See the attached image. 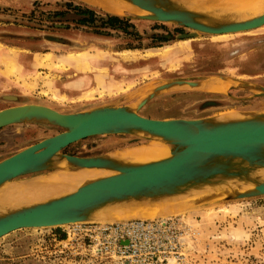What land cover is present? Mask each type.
Masks as SVG:
<instances>
[{
	"label": "rangeland",
	"instance_id": "374dc122",
	"mask_svg": "<svg viewBox=\"0 0 264 264\" xmlns=\"http://www.w3.org/2000/svg\"><path fill=\"white\" fill-rule=\"evenodd\" d=\"M70 2L92 7L100 15L109 13L83 0H0V47L6 44L37 52L42 57L43 70L35 76L43 87L39 93L23 94L16 88L1 92L0 85V109L35 102L53 104L55 109L65 113L110 103L127 104L137 109L141 98L165 82L228 77L236 81H230L226 92L175 86L152 98L138 109V113L151 118L194 119L241 118L264 112V96L256 89L264 86V26L246 32L222 35L198 32L184 37L192 30L174 22L136 19V14L127 12L124 17L130 16L133 33L112 30L110 35H98L88 27L77 25L72 16L63 18L62 22L56 18L57 22L50 26L47 16L65 9ZM262 7L246 16L259 13ZM168 33L170 40L158 39V35ZM56 57L61 61L56 65L59 69L74 67L82 74L91 75L94 85L86 94L87 98L95 99V93L100 99L107 98L80 103L53 92V75L48 70ZM250 86L253 89L248 88ZM61 131L63 128L59 126L39 121L0 128V160ZM150 140L144 134L96 135L69 145L63 152L97 156L141 145L154 146L155 153L164 148ZM48 172L53 170L43 174ZM36 176L35 173L20 176L0 192L8 185L31 182ZM8 202L0 208L14 204L11 200ZM138 204L124 203L106 212L121 216L155 208ZM174 215L191 219L202 231L198 246L201 256L197 264H264V196L216 198L168 216ZM60 231V226L23 228L5 235L0 238V264H78L73 257L57 251L58 240L62 237Z\"/></svg>",
	"mask_w": 264,
	"mask_h": 264
},
{
	"label": "water",
	"instance_id": "95a60500",
	"mask_svg": "<svg viewBox=\"0 0 264 264\" xmlns=\"http://www.w3.org/2000/svg\"><path fill=\"white\" fill-rule=\"evenodd\" d=\"M130 1L150 12L146 15L136 14L134 18L174 22L191 29L192 32L184 37L194 36L198 32L215 35L246 32L264 26V13L251 18L211 21L206 12L191 9L174 0ZM213 78L199 81L176 79L157 85L138 101L137 109L114 103L69 113L40 103L0 109V128L33 121L63 128V131L0 160V189L23 175L35 173L37 178L53 174L62 163L68 164L72 171L84 167L118 171L84 182L75 190L43 201L16 206L18 201L13 197L10 199L14 203L11 207L0 208V238L23 228L142 218L86 221L89 216L108 214L106 211L113 206L147 200L162 202L169 196H178L175 199L179 200L191 196L194 190L202 187L214 190L213 195L206 196L192 207L221 197L245 199L264 196V179L254 174L264 169V112L241 118L194 119L151 118L138 113L139 108L164 90L185 85L201 89L204 82ZM216 79L236 81L228 77ZM248 88L253 89L252 86ZM256 89L259 95L264 96V86ZM118 133L144 134L151 139L161 137L172 146L171 155L155 161L135 163L121 160L115 153L77 156L63 152L69 145L87 137ZM238 183L254 187L241 190L235 187ZM8 201H0V205Z\"/></svg>",
	"mask_w": 264,
	"mask_h": 264
},
{
	"label": "bare ground",
	"instance_id": "6f19581e",
	"mask_svg": "<svg viewBox=\"0 0 264 264\" xmlns=\"http://www.w3.org/2000/svg\"><path fill=\"white\" fill-rule=\"evenodd\" d=\"M87 3L99 6L109 13L116 15H126L125 13L132 14H141L146 15L150 14L149 11L142 9L136 4L132 3L130 0H83ZM178 4L187 6L194 10H201L206 12L210 16V20H234V19H243L251 18L264 13V0H174ZM262 7V10L259 13L253 15H247L251 12L257 11ZM228 34V33H226ZM222 35V34H219ZM227 83H222V82ZM219 82V83H217ZM229 83V84H228ZM201 89L208 91H220L221 93L226 92L230 86L228 80H220L213 78L209 82H204L201 85ZM210 89V90H209ZM142 102V101H141ZM229 117V116H228ZM157 145H164L157 153H155V147L150 145L133 147L121 149L115 152V156L121 160L135 162V163H144L149 161L159 160L171 155L172 146L163 141L161 137L156 136L155 139H151ZM166 145L168 149L166 150ZM155 153V154H154ZM60 168L56 170L53 174L38 176L31 182L26 184H16L6 186L2 193L0 194V201H8L10 199H16L18 205L21 206L22 203H32L37 201L47 200L53 196L60 195L65 191L75 190L79 185L84 182L93 180L100 176L113 175L118 173V171L106 168H80L76 170H70V167L66 163L59 165ZM259 178L264 179V169H259L254 172ZM18 185V186H17ZM238 189L252 188L254 185L248 186L246 183H238L235 185ZM212 189H207L205 187L200 188L199 190H194L191 196L181 199H175L178 196H169L164 199V201L152 202L150 200L139 203L141 207L153 205L155 208L150 210L145 209V212L128 213L121 214V216H111L109 214L102 215H93L89 216L86 221H108L114 219H121L127 217H142V218H157V217H168L169 214L183 213L188 210H191L190 207L194 203L203 201L206 196L213 195ZM51 193V195H50ZM48 196V197H47ZM12 202V201H11ZM164 202V203H163ZM9 203V202H8ZM155 203V204H154ZM176 203V204H175ZM11 204V203H9ZM7 204V206H9ZM13 205V204H12ZM11 205V206H12ZM152 207V206H150ZM166 207H168L166 209ZM3 208V207H2ZM149 209V208H148ZM71 224V223H70ZM65 224L64 226H66ZM69 225V224H68Z\"/></svg>",
	"mask_w": 264,
	"mask_h": 264
},
{
	"label": "built area",
	"instance_id": "2783aa9c",
	"mask_svg": "<svg viewBox=\"0 0 264 264\" xmlns=\"http://www.w3.org/2000/svg\"><path fill=\"white\" fill-rule=\"evenodd\" d=\"M60 228L57 251L78 264H197L201 256L202 231L182 215L74 222Z\"/></svg>",
	"mask_w": 264,
	"mask_h": 264
},
{
	"label": "crops",
	"instance_id": "0c3cea01",
	"mask_svg": "<svg viewBox=\"0 0 264 264\" xmlns=\"http://www.w3.org/2000/svg\"><path fill=\"white\" fill-rule=\"evenodd\" d=\"M0 47V85L1 92L6 89H18L23 94H34L41 91L42 83L35 78L36 73L43 72L41 70L40 57L37 52H31L18 46L1 44ZM61 61L58 57L51 64L52 68L48 70L53 75L52 91L57 95L65 96L69 101L89 103L100 99L98 93L94 94L95 99H89L86 94L93 87L94 82L91 75L82 74L75 70L74 67L59 69L58 65ZM70 70V71H69ZM96 75V74H95ZM97 78V76H96ZM97 80V79H96ZM98 81V80H97ZM223 83H227L224 82ZM229 84V83H228ZM100 89V88H99ZM37 103V102H35ZM50 107H55L53 104ZM57 109V108H56ZM81 111V110H80Z\"/></svg>",
	"mask_w": 264,
	"mask_h": 264
},
{
	"label": "trees",
	"instance_id": "16d2710c",
	"mask_svg": "<svg viewBox=\"0 0 264 264\" xmlns=\"http://www.w3.org/2000/svg\"><path fill=\"white\" fill-rule=\"evenodd\" d=\"M32 13H35V11ZM67 16H72V20L77 25L88 27L93 33L98 35H110L112 30H122L127 33L134 32L130 31L131 28H134V25L129 18L111 13L100 15L92 7L82 4H73L72 2L66 3L65 9H58L50 13L46 21L52 24L50 26H54L57 22L56 18L62 22L64 21L63 18ZM170 36V33H168V35H158V39L160 41H168L171 38ZM138 47L140 46H135L134 48Z\"/></svg>",
	"mask_w": 264,
	"mask_h": 264
}]
</instances>
